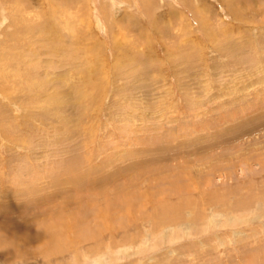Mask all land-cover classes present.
Here are the masks:
<instances>
[{"label":"rangeland","instance_id":"rangeland-1","mask_svg":"<svg viewBox=\"0 0 264 264\" xmlns=\"http://www.w3.org/2000/svg\"><path fill=\"white\" fill-rule=\"evenodd\" d=\"M0 264H264V0H0Z\"/></svg>","mask_w":264,"mask_h":264}]
</instances>
